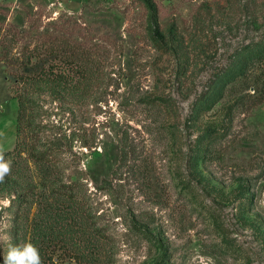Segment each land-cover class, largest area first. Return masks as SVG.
Instances as JSON below:
<instances>
[{
	"label": "rangeland",
	"instance_id": "1",
	"mask_svg": "<svg viewBox=\"0 0 264 264\" xmlns=\"http://www.w3.org/2000/svg\"><path fill=\"white\" fill-rule=\"evenodd\" d=\"M0 151V262L264 264V0H0Z\"/></svg>",
	"mask_w": 264,
	"mask_h": 264
},
{
	"label": "clouds",
	"instance_id": "2",
	"mask_svg": "<svg viewBox=\"0 0 264 264\" xmlns=\"http://www.w3.org/2000/svg\"><path fill=\"white\" fill-rule=\"evenodd\" d=\"M11 163V160L5 159L3 152L0 151V182L9 174ZM0 264H41V257L37 246L32 242L23 245L9 244Z\"/></svg>",
	"mask_w": 264,
	"mask_h": 264
},
{
	"label": "trees",
	"instance_id": "3",
	"mask_svg": "<svg viewBox=\"0 0 264 264\" xmlns=\"http://www.w3.org/2000/svg\"><path fill=\"white\" fill-rule=\"evenodd\" d=\"M148 2H150V0H147ZM18 107H20L19 108V112H21L22 111V106H21V103L19 104V106ZM19 118H20V116H19Z\"/></svg>",
	"mask_w": 264,
	"mask_h": 264
}]
</instances>
